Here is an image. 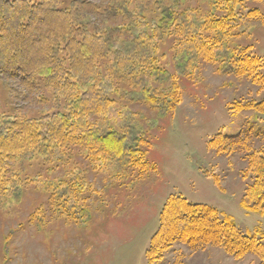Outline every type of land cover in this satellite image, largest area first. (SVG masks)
Here are the masks:
<instances>
[{"label":"rangeland","instance_id":"obj_1","mask_svg":"<svg viewBox=\"0 0 264 264\" xmlns=\"http://www.w3.org/2000/svg\"><path fill=\"white\" fill-rule=\"evenodd\" d=\"M125 1L113 0L105 16L86 14V18L97 30L107 31L111 42L121 38L122 48L128 51L135 46L138 27L134 17L126 13ZM211 2L214 0H146L141 12L154 20L161 12L170 17L175 11L185 14L190 7L194 14L192 20L183 15L186 29L180 38L186 42V37L196 34L207 43V38H214V31H201L204 18L227 16L224 7L213 9ZM254 9L259 10V17L237 18L224 31L214 56L195 53L160 30L157 56L166 75L125 78L115 87L121 119L106 123L103 118H91L95 126L103 124L125 137L126 148L139 150L143 154L141 165L119 157L95 164L78 147H71L67 157L51 169L28 162L33 153L24 157L25 163H19L22 174L39 172L43 183L29 185L13 196L0 193V264H148L146 251L159 228L161 209L172 195L216 208L242 231L264 233V217L241 206L250 182L243 177L247 157L221 155L209 147L219 133L236 136L244 132L256 150L264 149V113L233 110V104L264 101V86L237 76L231 62L238 51L264 58V0L245 1L240 7L243 15ZM138 53L142 56V49ZM129 67H122V72L128 74ZM172 79L180 88L175 111L144 101L142 90L166 93ZM23 91L19 78L0 73V123L5 112L28 117L58 106V102L40 99L41 90L26 95ZM13 168L11 162L8 176ZM76 180L85 184L83 192L76 194L73 184L65 192L63 182ZM52 181L59 187L50 189ZM69 196L81 208L83 219H67L59 199ZM156 264L262 262L253 254L238 260L219 248L192 252L177 244Z\"/></svg>","mask_w":264,"mask_h":264},{"label":"trees","instance_id":"obj_2","mask_svg":"<svg viewBox=\"0 0 264 264\" xmlns=\"http://www.w3.org/2000/svg\"><path fill=\"white\" fill-rule=\"evenodd\" d=\"M106 1L102 4L95 0H0V73L19 78L25 95L41 90L40 99L58 102L54 110L41 115L24 117L2 113L1 194L13 196L29 185L43 183L39 172L22 174L19 163H25L28 153H33L28 162H36L41 167L49 165V169L62 157H67L71 147H78L95 164L119 157L133 165H141L143 154L139 150L126 148L125 137H119L103 124L95 126L91 118H103L106 123L121 119V112L115 105L118 92L115 87L125 78L136 74L139 78L166 75L157 56L160 30L195 53L214 56L224 31L230 29L237 18L254 20L260 15L258 9L245 15L240 11L245 1L253 0H214L211 8L224 7L227 13L224 18L215 15L204 18L201 31H214V38H207L206 43L204 38L192 34L185 42L180 38L186 29L183 15L192 20L194 12L190 7L185 14L175 11L169 17L167 12H161L158 19L153 20L141 12L146 0H126V13L134 17L138 27L137 43L127 51L122 48L121 38L111 42L107 31L97 30L86 18V14L105 16L113 0ZM124 32L122 28L121 33ZM141 49L142 56L138 53ZM231 62L237 76H245L253 84L264 86V58L238 51ZM128 65L129 73L124 74L121 69ZM44 92L49 94L48 98ZM142 94L152 107L163 104L175 111L180 104V88L175 79L166 93L146 88ZM233 107L239 112L264 113V101L237 103ZM249 136L244 132L236 136L219 133L209 142V147L221 155L247 157L248 167L243 177L250 182L241 206L248 213L264 217V149L256 150ZM11 162L16 168L8 176ZM69 182H63L65 192L70 191L71 184L76 194L83 192L85 184L78 180ZM216 184L219 186L217 179ZM48 186L50 189L59 187L55 181ZM75 204L70 196L59 199L67 219L81 220L83 212ZM177 244L186 245L192 252L207 247L219 248L238 260L253 254L264 264V233L242 231L230 216L216 208L172 195L161 209L159 228L146 251L148 264L163 261Z\"/></svg>","mask_w":264,"mask_h":264}]
</instances>
